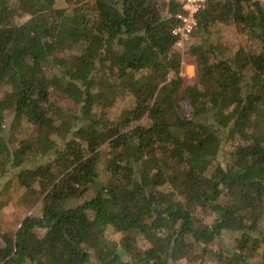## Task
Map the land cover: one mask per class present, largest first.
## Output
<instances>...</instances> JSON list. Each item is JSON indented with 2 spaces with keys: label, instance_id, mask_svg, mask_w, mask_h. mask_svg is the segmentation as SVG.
Returning a JSON list of instances; mask_svg holds the SVG:
<instances>
[{
  "label": "trees",
  "instance_id": "obj_1",
  "mask_svg": "<svg viewBox=\"0 0 264 264\" xmlns=\"http://www.w3.org/2000/svg\"><path fill=\"white\" fill-rule=\"evenodd\" d=\"M58 3L0 0V264H264V0Z\"/></svg>",
  "mask_w": 264,
  "mask_h": 264
},
{
  "label": "rangeland",
  "instance_id": "obj_2",
  "mask_svg": "<svg viewBox=\"0 0 264 264\" xmlns=\"http://www.w3.org/2000/svg\"><path fill=\"white\" fill-rule=\"evenodd\" d=\"M58 6H63V0H59ZM224 35V36H223ZM226 35V37H225ZM229 29L224 28L222 30V37L226 43H230L235 40L232 37ZM223 39V40H224ZM190 40V38H189ZM187 44V42H186ZM186 46V45H185ZM182 76L184 79L188 80L189 83L195 82L196 73L195 67L184 60L182 67ZM16 123L15 114H10L7 118L6 124V134H12V126ZM16 126V125H15ZM23 128H26L23 125ZM19 137V135H17ZM226 150L220 153L218 160L224 165L226 164L227 154ZM18 173V169H11L1 180H0V232L12 230L15 231L19 228L21 222L30 215H41L40 203L35 200L24 201L22 198V189L16 185L14 180L15 174ZM96 188L94 187L91 192L85 196V200L92 199L96 195ZM113 234V233H111ZM226 239L225 241H227Z\"/></svg>",
  "mask_w": 264,
  "mask_h": 264
},
{
  "label": "built area",
  "instance_id": "obj_3",
  "mask_svg": "<svg viewBox=\"0 0 264 264\" xmlns=\"http://www.w3.org/2000/svg\"><path fill=\"white\" fill-rule=\"evenodd\" d=\"M179 4L181 12L178 15L179 26L172 31L173 35L178 37L177 47L182 50L185 48L186 42L190 35L197 29V15L205 8L208 0H173ZM182 73V72H181ZM182 76V74H181ZM183 77V76H182Z\"/></svg>",
  "mask_w": 264,
  "mask_h": 264
}]
</instances>
